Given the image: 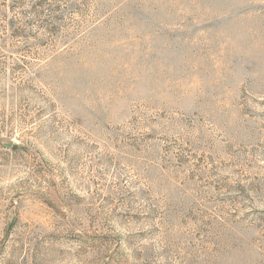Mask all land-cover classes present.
I'll use <instances>...</instances> for the list:
<instances>
[{"label":"rangeland","instance_id":"rangeland-1","mask_svg":"<svg viewBox=\"0 0 264 264\" xmlns=\"http://www.w3.org/2000/svg\"><path fill=\"white\" fill-rule=\"evenodd\" d=\"M0 264H264V0H0Z\"/></svg>","mask_w":264,"mask_h":264}]
</instances>
